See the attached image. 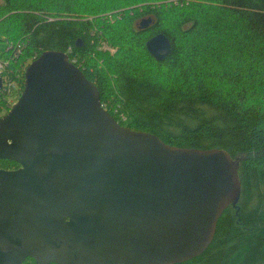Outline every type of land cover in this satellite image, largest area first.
I'll list each match as a JSON object with an SVG mask.
<instances>
[{
    "label": "water",
    "instance_id": "1",
    "mask_svg": "<svg viewBox=\"0 0 264 264\" xmlns=\"http://www.w3.org/2000/svg\"><path fill=\"white\" fill-rule=\"evenodd\" d=\"M145 48L162 60L170 41L156 33ZM3 158L19 166L0 167V264L180 263L209 245L240 193L239 157L121 125L60 50L25 66L0 115Z\"/></svg>",
    "mask_w": 264,
    "mask_h": 264
},
{
    "label": "trees",
    "instance_id": "2",
    "mask_svg": "<svg viewBox=\"0 0 264 264\" xmlns=\"http://www.w3.org/2000/svg\"><path fill=\"white\" fill-rule=\"evenodd\" d=\"M156 33L170 41L162 60L145 48ZM0 41V115L25 66L60 50L121 125L239 157L237 202L202 253L174 264H264V0H0Z\"/></svg>",
    "mask_w": 264,
    "mask_h": 264
},
{
    "label": "rangeland",
    "instance_id": "3",
    "mask_svg": "<svg viewBox=\"0 0 264 264\" xmlns=\"http://www.w3.org/2000/svg\"><path fill=\"white\" fill-rule=\"evenodd\" d=\"M4 48V44L0 41V50ZM1 65V64H0ZM1 67V66H0ZM18 96H15V94H13L12 96L8 97V102H6L8 104V107H10L16 100H17ZM9 109V108H8ZM4 114V113H3Z\"/></svg>",
    "mask_w": 264,
    "mask_h": 264
},
{
    "label": "built area",
    "instance_id": "4",
    "mask_svg": "<svg viewBox=\"0 0 264 264\" xmlns=\"http://www.w3.org/2000/svg\"><path fill=\"white\" fill-rule=\"evenodd\" d=\"M1 66V65H0ZM102 105V104H101ZM102 107L104 108V106L102 105Z\"/></svg>",
    "mask_w": 264,
    "mask_h": 264
}]
</instances>
